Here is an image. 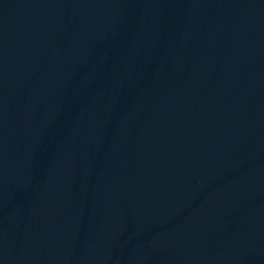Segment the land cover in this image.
Segmentation results:
<instances>
[{"label": "water", "instance_id": "obj_1", "mask_svg": "<svg viewBox=\"0 0 264 264\" xmlns=\"http://www.w3.org/2000/svg\"><path fill=\"white\" fill-rule=\"evenodd\" d=\"M0 264H264V0H0Z\"/></svg>", "mask_w": 264, "mask_h": 264}]
</instances>
